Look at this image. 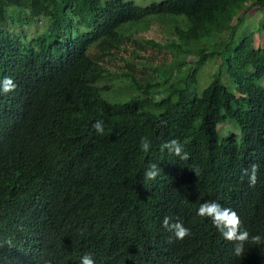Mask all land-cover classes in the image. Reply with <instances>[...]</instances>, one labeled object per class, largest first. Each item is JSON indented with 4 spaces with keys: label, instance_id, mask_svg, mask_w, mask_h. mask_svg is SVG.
Listing matches in <instances>:
<instances>
[{
    "label": "trees",
    "instance_id": "16d2710c",
    "mask_svg": "<svg viewBox=\"0 0 264 264\" xmlns=\"http://www.w3.org/2000/svg\"><path fill=\"white\" fill-rule=\"evenodd\" d=\"M245 3L264 8V0H0V79L17 85L0 95V264H80L85 254L95 264H264V244L246 242L237 257L234 242L196 214L214 200L239 214L241 230L264 236V85L256 83L264 17L260 46L250 36L232 43L231 32L220 39ZM149 17L181 23L163 42L122 32ZM39 18L31 39L15 30ZM213 54L218 72L200 90L189 71L181 88L170 82L174 69ZM112 79L135 95L106 100ZM225 121L237 132L219 136ZM172 139L188 160L161 150ZM152 163L160 175L146 180ZM252 164L258 179L249 187L242 170ZM165 216L191 235L177 239Z\"/></svg>",
    "mask_w": 264,
    "mask_h": 264
},
{
    "label": "rangeland",
    "instance_id": "374dc122",
    "mask_svg": "<svg viewBox=\"0 0 264 264\" xmlns=\"http://www.w3.org/2000/svg\"><path fill=\"white\" fill-rule=\"evenodd\" d=\"M137 5H148L152 2H160L162 0H128ZM236 18L233 19V30L230 28L225 29L220 34V39L225 41L228 39L232 33L231 41L232 43L238 42L243 36H250L251 46L253 48L260 46L263 42V34L260 29V23L264 17V8L245 3L242 11L235 14ZM166 18L161 19L160 17H149L138 22L128 23L122 26V32L126 34H135L139 38H147L155 42H163L168 39L169 36L173 37V26L180 25L181 21L178 18L174 20H168ZM44 20L41 18L35 20L34 23H30L29 26L25 27H15V30L20 31L25 38L31 39L36 34L40 33L43 29ZM12 28L11 26L8 28ZM13 29V28H12ZM231 32V33H230ZM229 46H232L230 44ZM156 48L148 52L155 53ZM194 57H187L185 60L190 62L193 61ZM219 56L218 54H213L207 58L202 64H188L186 67L176 68L171 71L170 82L176 87L181 88L183 86V81L186 72L189 71L190 74L195 76V81L197 83V89L200 90L208 81L210 80L212 74L218 72L219 69ZM224 77L222 81H224ZM225 82V81H224ZM106 83H111V87L108 90L102 92L103 97L110 102H120L130 99L135 95V90L132 89L125 81L119 80H106ZM256 83L264 85V77L256 81ZM162 86L152 89L150 96L154 100H158L162 96ZM217 130L219 131V136H225L230 132H237L235 126L230 121H225L217 125Z\"/></svg>",
    "mask_w": 264,
    "mask_h": 264
},
{
    "label": "clouds",
    "instance_id": "9594fccd",
    "mask_svg": "<svg viewBox=\"0 0 264 264\" xmlns=\"http://www.w3.org/2000/svg\"><path fill=\"white\" fill-rule=\"evenodd\" d=\"M17 87L16 83L11 77H3L0 79V95H5L14 91ZM93 129L99 135H104L105 128L102 120H96L92 124ZM140 148L144 153H148L151 149V140L147 137L140 138ZM161 150H167L172 155L178 157L180 160H188L189 154L184 151V146L178 140L172 139L161 145ZM259 165L252 164L249 168L242 170V178L247 176L249 187H254L257 183V173ZM161 168L152 163L144 171L146 180H155L160 175ZM196 214L200 217H207L212 220L213 225L222 235V237L230 242H234V254L237 257L245 255V243L255 245L264 244V236L259 234L251 235L245 230H241V219L239 214L230 207L222 206L214 200H205L202 202ZM162 227L167 231L173 233L177 239H184L191 235L190 229L185 227L182 222L175 221L170 216L163 217ZM80 264H95L94 259L90 254H85L80 259Z\"/></svg>",
    "mask_w": 264,
    "mask_h": 264
}]
</instances>
